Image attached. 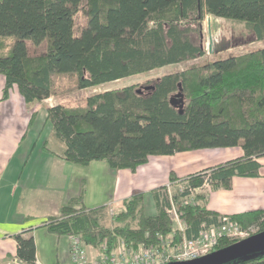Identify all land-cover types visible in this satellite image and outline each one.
<instances>
[{
	"label": "trees",
	"instance_id": "obj_1",
	"mask_svg": "<svg viewBox=\"0 0 264 264\" xmlns=\"http://www.w3.org/2000/svg\"><path fill=\"white\" fill-rule=\"evenodd\" d=\"M206 17L229 22L236 38L264 41V0H0V75L2 99L16 87L28 106L54 98L46 107L55 138L64 145L62 160L86 166L103 161L112 170L132 172L150 157L206 149L240 148L243 155L181 180L199 189L205 180L228 189L231 179L256 177L264 157V47L225 58L207 59L203 23ZM145 85L129 84L89 94L83 104L60 100L57 78H74L75 89H94L187 62ZM150 87L149 89H145ZM140 91V92H139ZM181 92V110L170 99ZM171 181L176 180L174 176ZM144 212L143 195L121 203L108 222L109 206L87 209L83 189L42 222L57 236H79L84 247L105 253L122 239L136 250L156 245L173 225L163 207ZM174 191L188 237L203 220L219 214L199 203L182 204L187 195ZM241 228L264 231V209L229 216ZM16 257L36 264L29 231L14 236ZM221 238L215 250L232 245ZM264 251L226 264H264Z\"/></svg>",
	"mask_w": 264,
	"mask_h": 264
},
{
	"label": "crops",
	"instance_id": "obj_2",
	"mask_svg": "<svg viewBox=\"0 0 264 264\" xmlns=\"http://www.w3.org/2000/svg\"><path fill=\"white\" fill-rule=\"evenodd\" d=\"M3 87L0 75V264H25L16 257L14 239L25 231L33 236L36 264H70L69 237L48 232L42 222L58 216L82 189L87 209H119L125 199L141 193L145 214L154 216L156 195L171 176L183 180L243 155L240 148L181 152L150 157L134 172L112 170L103 161L68 163L61 158L65 147L47 119L46 107L53 106L48 103L53 98L28 106L15 86L3 100ZM256 161L258 176H234L228 189L208 184L197 192L199 203L227 216L264 209V157ZM85 250L90 260L101 256L100 250Z\"/></svg>",
	"mask_w": 264,
	"mask_h": 264
},
{
	"label": "built area",
	"instance_id": "obj_3",
	"mask_svg": "<svg viewBox=\"0 0 264 264\" xmlns=\"http://www.w3.org/2000/svg\"><path fill=\"white\" fill-rule=\"evenodd\" d=\"M187 181L169 180L164 186L163 201L166 202L163 210L170 219L173 229L167 236H160L156 245H141L134 250L128 247L122 239L117 245L105 253L104 245L101 248L99 259L90 260L79 236H69L70 264H175L194 261L207 255L215 249L221 238L239 241L257 233L258 226L251 225L241 228L240 225L227 215H220L215 220H203L195 237H188L187 225L180 218L174 199V189L188 194L182 199V204L193 203L199 189L208 185L205 180L199 189L186 186ZM175 190V191H176ZM165 198V199H164ZM113 208L109 206L108 214L111 218ZM251 233L254 234H250ZM256 231V232H255Z\"/></svg>",
	"mask_w": 264,
	"mask_h": 264
},
{
	"label": "rangeland",
	"instance_id": "obj_4",
	"mask_svg": "<svg viewBox=\"0 0 264 264\" xmlns=\"http://www.w3.org/2000/svg\"><path fill=\"white\" fill-rule=\"evenodd\" d=\"M208 19H210L211 22V36L213 39V50L211 54L207 53V59H215L216 57H221L225 58L230 55H239L243 54L252 50H256L258 48L264 47V41L262 42H249L247 43L246 39H240L239 37L235 39L237 45H233L230 48L227 49H222L221 44L222 41H231L232 36L234 33H237V28L233 29V26L229 23L226 22L222 19H213L211 17H206L204 23H203V28H204V34H205V41H206V48L208 45V32H207V23ZM238 34V33H237ZM202 60L198 61H192V62H187L175 66H168L161 68L160 70L157 71H152L147 74L139 75V76H134V77H129L125 78L113 83H109L94 89H84V90H76L75 89V83H74V78H66V77H59L57 78V83L58 87L61 88L64 92L60 93L59 98L62 100L64 103H68L70 105H78V104H83L85 101V98L93 93V92H99L105 89H110V88H117V87H123L129 84H140V85H145L148 82H152L161 75L169 72H173L176 70L184 69L185 67L189 66L190 64L201 62ZM50 104L55 105L56 100L53 98V100H50L48 102ZM164 190V188L162 189ZM176 189H174L175 191ZM161 195L164 196V193L162 192ZM165 199V198H164ZM194 200V199H193ZM113 215L111 218L114 216L115 212L117 211L116 208H113ZM110 216L108 215V222L109 225H111V219ZM256 232V231H255ZM250 234L251 231H249Z\"/></svg>",
	"mask_w": 264,
	"mask_h": 264
},
{
	"label": "water",
	"instance_id": "obj_5",
	"mask_svg": "<svg viewBox=\"0 0 264 264\" xmlns=\"http://www.w3.org/2000/svg\"><path fill=\"white\" fill-rule=\"evenodd\" d=\"M208 45L207 53H213V39L211 36V22L207 23ZM146 87L145 89H149ZM140 92V91H139ZM170 103L181 110L183 105V97L181 92L177 93L170 99ZM264 251V231L256 233L250 237L234 242L232 245L215 250L191 262L175 263V264H226L242 257H250L252 255Z\"/></svg>",
	"mask_w": 264,
	"mask_h": 264
},
{
	"label": "flooded vegetation",
	"instance_id": "obj_6",
	"mask_svg": "<svg viewBox=\"0 0 264 264\" xmlns=\"http://www.w3.org/2000/svg\"><path fill=\"white\" fill-rule=\"evenodd\" d=\"M259 262H264V260L258 261V263H259Z\"/></svg>",
	"mask_w": 264,
	"mask_h": 264
}]
</instances>
